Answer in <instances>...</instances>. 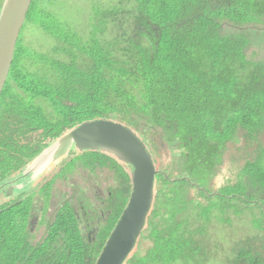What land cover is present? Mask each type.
<instances>
[{"label": "trees", "instance_id": "obj_1", "mask_svg": "<svg viewBox=\"0 0 264 264\" xmlns=\"http://www.w3.org/2000/svg\"><path fill=\"white\" fill-rule=\"evenodd\" d=\"M85 22L88 32L82 33L48 7L42 9V0L33 1L24 26L39 27L53 44L41 51L18 40L0 97V125L14 123L18 128L0 129V147L6 148L0 166L8 163L16 169L25 164L29 149L13 135H22L26 126L52 136L63 127L102 119L133 129L144 142L159 129L168 145L181 150L180 173H174L172 164L157 175L154 206L140 236L154 239L153 246L133 253L124 264H171L193 257L200 244L185 243L186 233L167 229L189 208L218 206L216 214H226L231 206L239 209L238 201L245 207L235 215H249L248 208H254L258 216L253 215L252 228L264 231V199L251 204L239 197L212 200L203 193L206 202L196 203L197 197L189 193V183L207 181L215 173L227 144L238 140L240 132L246 140H258L264 132V62L248 55L264 31L252 35L247 29L264 22V0H108L94 3ZM225 23L234 30L225 33ZM95 158L102 166L116 167L125 186L122 204L97 241L90 244L76 218L60 212L48 236L31 245L19 236L18 224L0 215V264H96L131 185L114 159L103 153ZM256 162L248 164L246 180L222 193L242 195L248 183L264 189ZM259 168L264 172L262 164ZM169 232L175 235L167 241ZM191 233L197 236L198 229ZM231 263L264 264V239H248Z\"/></svg>", "mask_w": 264, "mask_h": 264}, {"label": "flooded vegetation", "instance_id": "obj_2", "mask_svg": "<svg viewBox=\"0 0 264 264\" xmlns=\"http://www.w3.org/2000/svg\"><path fill=\"white\" fill-rule=\"evenodd\" d=\"M3 4L4 0H0V14ZM8 120L4 121L7 122ZM11 120L15 121V119ZM16 128L18 126L14 125V123H3L0 125L2 131H12ZM74 129L75 127H63V130L58 135L55 133L52 136H48L44 135L42 130H37V127L26 126L20 130L22 135H17L16 133L13 135L14 141L17 144L28 147V154L30 155L24 156L23 160L25 164L20 165L16 169H11L8 163L0 166V179L3 180L0 184V215L5 216L4 219L9 222L12 220L13 225L18 224L17 227L20 230L19 236L24 238V242L28 241L30 243L37 230H39V233L42 232L41 240L39 241L41 242L43 237L46 238L48 236L47 232L53 227L52 223L56 220L58 214L61 212L63 215L67 211L66 214L69 217L73 216L78 221L82 235L89 240L90 244L95 243L101 231L110 223L114 212L122 204L121 198L125 197L123 195L125 190L124 182L118 176L119 173L116 167L102 166L103 161L99 160L98 162L96 160L95 156H100L102 152L92 150L80 151L72 147L67 158L57 166L47 167L48 169L46 168L44 171L41 168L38 170L32 166L40 153ZM156 137L151 136V144H153V139ZM161 141L166 147L170 148L171 145H168L165 140ZM243 143L244 147L237 156L236 154L228 156V148L233 145L228 143L227 153L223 157L222 164L216 168L215 173L207 181L205 180L198 184L189 183V193H192L193 196L195 195L197 199L198 197L203 199L204 193L212 200L217 198L230 200V198L239 197L244 203L257 204V198H261L262 201L264 199V189H255L251 183L244 186L246 189L242 192V195L234 194L230 196L222 193H229L230 186H234L240 181L247 179L243 173L246 171L248 164H254L260 158L264 166V132L258 136V140H246L243 138ZM5 152L6 148L0 147V161H5ZM34 152L36 153L34 154ZM168 154L170 162L167 166L169 167V165L174 164L171 148ZM253 156H255V160ZM115 163L120 167L122 166L117 161ZM107 164L109 165V163ZM167 166L165 167L166 169ZM162 169L161 171L159 170L161 173ZM102 171L109 172L113 176L111 185L105 182L100 187L99 184H96L98 181L96 178H93V182H90L91 173ZM75 176H80L81 178L77 180ZM218 179L221 180V183L214 191L212 187L216 185ZM183 180H186V177L174 178L171 181L181 182ZM155 184V188L158 187L156 181ZM130 185L131 192L122 213L131 197V181ZM76 188L94 190L92 192L96 203L94 208L87 207L85 199L82 196H76ZM87 197H92V194ZM37 243L32 244L31 242V245H36Z\"/></svg>", "mask_w": 264, "mask_h": 264}, {"label": "water", "instance_id": "obj_3", "mask_svg": "<svg viewBox=\"0 0 264 264\" xmlns=\"http://www.w3.org/2000/svg\"><path fill=\"white\" fill-rule=\"evenodd\" d=\"M33 1L4 0L0 14V97ZM72 147L104 153L122 165L130 178L132 193L129 202L96 262L124 264L135 252L146 228L157 194L156 176L161 172L138 133L118 122L105 120L84 122L76 127L40 153L32 166L43 171L57 166L67 158Z\"/></svg>", "mask_w": 264, "mask_h": 264}, {"label": "rangeland", "instance_id": "obj_4", "mask_svg": "<svg viewBox=\"0 0 264 264\" xmlns=\"http://www.w3.org/2000/svg\"><path fill=\"white\" fill-rule=\"evenodd\" d=\"M106 1L108 0H42V9L48 7L54 14L59 16L61 21L65 22L71 27H77L76 30H79L82 33L86 30L85 33H87L88 28H86L87 24L85 21L88 20V15H90L91 13L93 4H103ZM222 28L225 33H230V31L232 32V30H234V27L232 25H228L227 23L223 24ZM247 29L253 30L251 33L252 35L254 32L255 34H258L259 31L263 32L264 22L262 24L248 26ZM19 38L26 45H33L34 47H36L35 49L38 48L41 51H47L53 44V40H51L47 33L36 26H24L21 30ZM248 55L249 59L264 62V34L260 37H255L252 45L248 49ZM143 126L144 125L142 124L141 128H143ZM154 129L155 128H149L148 132H152ZM157 130L158 135H156L157 137L153 139V144H151V141H145L147 145L150 144V146L148 145V149L153 155L156 168L158 170H161L162 168H165L167 164H169L170 159L168 152L171 148L174 163L173 171L175 174L180 173L181 166L178 155L181 153V150L177 149V145H173L172 147L170 146V148L166 147V145L161 141L165 140L160 133L161 131L159 129ZM237 138L238 140L235 141L236 143L228 148V156L235 154L237 156L241 153L242 148L244 147L243 133L240 132ZM226 153L227 149L224 151V155ZM253 158L255 160V156H253ZM259 160L260 158H258L256 162V167L259 169L258 173L260 174L259 176L262 180V184H264V172L259 168V165L262 164V161ZM223 165L222 167L224 168ZM80 178V176H75V179L77 180H79ZM93 178H96L98 180L96 184H99L100 187H102L105 182H108V184L111 185V181L113 180V176L111 175V173L103 171L98 173H91L90 182H93ZM220 183L221 180L218 179L216 185H214L212 189L215 191V188H217ZM97 187L100 188L99 186ZM93 191L94 190H90L88 188L75 189L76 196H82L85 199V204L89 208H94L96 204L95 198L92 193ZM90 194H92V197H87ZM192 195L193 194L191 193V196ZM201 199L202 198H198L195 202L197 203L198 200L203 203L206 202L205 199ZM234 203L239 208V211L241 210V207H245L244 205L242 206L240 203H238V201H234ZM212 208H215L214 211L211 210ZM212 208H210L209 210L189 208L188 210H186L185 214L178 215V223H174L175 226L167 228L168 230L183 231L184 233H186L183 236L185 243L189 241L195 243L196 241L198 244H200V247H197L198 252H194L195 254L193 257L190 258L186 255L183 258L172 260L171 264H200L201 262V264H227L229 260L230 264H233L231 263V260H233L237 256L239 247L241 248L248 243V239L253 238L256 240L257 236L259 235L262 240L264 239V231L254 230L252 228L251 221L253 219V215L255 214V216H258V211L252 212L254 208H248V213H250L249 215L245 214L239 216H236L238 210L235 209L234 206H231L226 214H216L218 212L216 210L219 208L218 206ZM260 216L262 217V214H260ZM186 229H188L187 232ZM196 229H198L197 236H194L195 234L193 233L188 236L187 233L189 231ZM171 232H169L164 239L168 241L171 234L175 235ZM41 235L42 232L39 233V230H37L32 237V244L39 242L41 240ZM173 237L172 239L175 240V238ZM153 242L154 239L152 238L145 240L144 238L141 239L140 237L135 252L137 253L138 250L142 253L145 252L146 249L153 246ZM169 243H173V241H169ZM186 246H188V244H185V247ZM194 248H196V246H194ZM236 248L237 250H235Z\"/></svg>", "mask_w": 264, "mask_h": 264}, {"label": "clouds", "instance_id": "obj_5", "mask_svg": "<svg viewBox=\"0 0 264 264\" xmlns=\"http://www.w3.org/2000/svg\"><path fill=\"white\" fill-rule=\"evenodd\" d=\"M80 126V125H79ZM144 142V141H143ZM145 143V142H144ZM146 144V143H145ZM147 145V144H146ZM148 147V146H147ZM149 150V149H148ZM151 153V152H150ZM161 171V170H160Z\"/></svg>", "mask_w": 264, "mask_h": 264}]
</instances>
